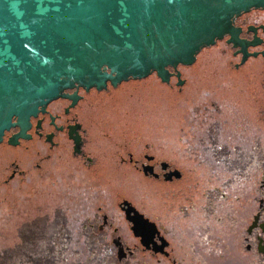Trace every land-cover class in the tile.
<instances>
[{
    "label": "flooded vegetation",
    "instance_id": "flooded-vegetation-1",
    "mask_svg": "<svg viewBox=\"0 0 264 264\" xmlns=\"http://www.w3.org/2000/svg\"><path fill=\"white\" fill-rule=\"evenodd\" d=\"M234 26L246 46L225 37L204 49L220 52L206 58L205 69L215 73L187 74L197 58L192 66L178 67L181 80L171 68L169 83L153 74L117 87L108 83L104 90L74 88L32 117L18 145L9 139L19 128L6 132L0 148L17 152L0 154V208L13 215L20 210L26 225L51 211L63 223L55 254L38 264H253L254 258L264 264V170L256 174L260 196L253 202L237 195L253 192L247 181L237 184V172L221 166L211 171L205 164L232 159V132L238 128L249 138L257 130L264 143V9L243 13ZM150 79L157 82L136 98L137 83ZM195 81L226 103L204 106L194 116L215 126L213 136L195 153L202 157L199 168L192 165L194 155L180 167L173 158L175 135L178 129L186 135L177 138L185 149L195 136L189 105L174 116L172 101L175 95L190 102ZM157 85L165 87L169 104L162 127L171 144L166 156L154 150L151 135L158 126L146 120L150 113L139 118L154 107ZM61 239L69 241L67 248Z\"/></svg>",
    "mask_w": 264,
    "mask_h": 264
},
{
    "label": "water",
    "instance_id": "water-1",
    "mask_svg": "<svg viewBox=\"0 0 264 264\" xmlns=\"http://www.w3.org/2000/svg\"><path fill=\"white\" fill-rule=\"evenodd\" d=\"M254 9L264 0H0V144L19 128L18 145L67 90L169 83L171 68L181 80L179 66L225 37L246 46L234 21Z\"/></svg>",
    "mask_w": 264,
    "mask_h": 264
},
{
    "label": "rangeland",
    "instance_id": "rangeland-1",
    "mask_svg": "<svg viewBox=\"0 0 264 264\" xmlns=\"http://www.w3.org/2000/svg\"><path fill=\"white\" fill-rule=\"evenodd\" d=\"M218 56H220V52L216 49L202 51L198 56L197 64L192 69H188L186 73H215L216 69H213V67L205 69V67L208 66H206V58ZM156 82V80L150 79L141 85H138L137 83L136 87L138 86V92L137 94L135 93L136 98L144 96L146 90L144 89V86H148L149 84ZM200 83L201 82L195 81L192 87L194 91H189L191 94L190 102H188L187 99L183 100L180 97V102H178L177 105L178 110L181 111L184 107L189 105V122H193L191 124V132H193L195 136V139L190 142L187 149H185L180 143L177 142V138H184L186 135L182 134L179 129L175 135L176 139L172 147L174 152L173 158L174 162L180 167L184 166V161H186L187 158H193L192 156L194 155L196 159L193 161L192 165L199 168V165L201 164L199 162H201L202 157L200 155H195V153H197L199 149L203 148L202 142L204 139H207L211 135L213 136L212 131L214 130L215 126L213 124L203 123L199 120V118H195L194 116H196V114L199 115V110L203 109L204 106L212 104L221 105L226 103L220 102L214 94L207 90L206 86L200 85ZM157 91H162L165 93V87L162 85H157L156 92ZM162 108L168 109V106L163 103ZM153 109H155V105L151 110L150 108L147 110H142V116L139 118L140 120L143 117L147 118V116L144 114L150 113L146 120L151 124H157L158 126L156 129H153L157 130V133L152 132L151 135V138H153L154 150L157 153L166 156L171 147V144H169L166 139L164 132L165 130L163 129L166 126L168 116L167 114L163 116L162 113H160L162 117L159 118L157 113L151 112ZM158 112H160V110H158ZM179 114L177 115L179 116ZM238 127H240V125ZM239 129L240 128H238V131L236 132H232L234 137V147L236 148V151L233 152L232 159L222 161L220 164L219 160L210 158L211 160H206L205 164H207L211 171L217 170L221 166L228 170V172H237V184L239 186H244L248 182L249 187H251V189L253 188V192H250V190L246 192L238 191L237 195L241 199L252 200L253 202H256L260 196L255 187L257 178L256 174L257 172H262L264 170L262 167L263 160L261 159V149L264 147V143H261V141L258 140L260 138H258L259 135H257V130L254 129L253 138H249V136H243ZM147 131L150 130L147 129ZM143 136L147 137L148 135L143 134ZM16 152L17 150H13L8 147L0 148V154L4 156L7 154H14ZM3 163V168H5L7 162L5 161ZM246 172L250 173L248 174ZM2 175L3 174L0 172V184H2ZM70 194L71 193H68L67 196ZM50 200L52 201L53 199ZM9 211L10 209L8 210L7 207H3L2 209L0 208V264H38V262L46 254H55L54 250L58 248L57 232L59 230L61 231L63 223L58 222V218L54 211H51V214L46 216L43 220L30 225H26L24 223V220H22L23 218L20 217L22 215L20 210L15 211L14 215ZM59 242L61 248H67L69 246V241L67 240L61 239ZM253 264H260V262L258 259L254 258Z\"/></svg>",
    "mask_w": 264,
    "mask_h": 264
},
{
    "label": "trees",
    "instance_id": "trees-1",
    "mask_svg": "<svg viewBox=\"0 0 264 264\" xmlns=\"http://www.w3.org/2000/svg\"><path fill=\"white\" fill-rule=\"evenodd\" d=\"M156 94H157V98L155 99V108L157 111L160 110V112L157 113V116L160 118V117H162V115L165 116L167 114V109L162 108L163 103H165V105H167V106L169 104L167 103L166 96L164 95V93L162 91H157ZM179 98H180V96H177V97L175 95L173 96L172 105L174 106V116H176L179 113H180L179 115H181L180 110H178V108H177L178 102H180ZM160 113H162V115Z\"/></svg>",
    "mask_w": 264,
    "mask_h": 264
}]
</instances>
